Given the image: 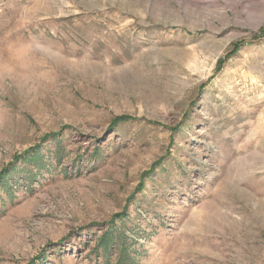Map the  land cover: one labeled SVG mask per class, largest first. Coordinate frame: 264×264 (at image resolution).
<instances>
[{
	"label": "rangeland",
	"instance_id": "rangeland-1",
	"mask_svg": "<svg viewBox=\"0 0 264 264\" xmlns=\"http://www.w3.org/2000/svg\"><path fill=\"white\" fill-rule=\"evenodd\" d=\"M0 264H264V0H0Z\"/></svg>",
	"mask_w": 264,
	"mask_h": 264
}]
</instances>
